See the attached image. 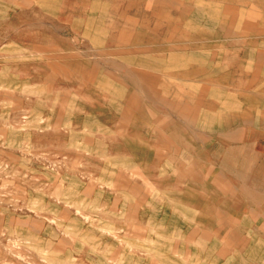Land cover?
<instances>
[{"label": "rangeland", "instance_id": "rangeland-1", "mask_svg": "<svg viewBox=\"0 0 264 264\" xmlns=\"http://www.w3.org/2000/svg\"><path fill=\"white\" fill-rule=\"evenodd\" d=\"M254 261L264 0H0V264Z\"/></svg>", "mask_w": 264, "mask_h": 264}, {"label": "crops", "instance_id": "crops-1", "mask_svg": "<svg viewBox=\"0 0 264 264\" xmlns=\"http://www.w3.org/2000/svg\"><path fill=\"white\" fill-rule=\"evenodd\" d=\"M170 260V259H169ZM172 262V261H171ZM173 263V262H172ZM253 264H256V261H254V263Z\"/></svg>", "mask_w": 264, "mask_h": 264}]
</instances>
